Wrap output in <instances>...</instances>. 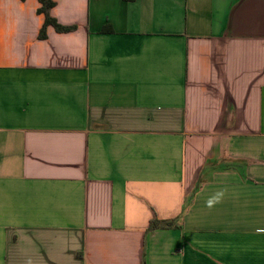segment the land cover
<instances>
[{
    "label": "crops",
    "instance_id": "obj_1",
    "mask_svg": "<svg viewBox=\"0 0 264 264\" xmlns=\"http://www.w3.org/2000/svg\"><path fill=\"white\" fill-rule=\"evenodd\" d=\"M54 1L0 0V264H264V0Z\"/></svg>",
    "mask_w": 264,
    "mask_h": 264
},
{
    "label": "trees",
    "instance_id": "obj_2",
    "mask_svg": "<svg viewBox=\"0 0 264 264\" xmlns=\"http://www.w3.org/2000/svg\"><path fill=\"white\" fill-rule=\"evenodd\" d=\"M41 6L38 9V13L44 15V24L40 31V37L45 38L47 36V28L53 26L58 32H70L75 30L76 26H67L61 24L55 17L51 15V9L55 6L54 0H38ZM133 1V0H127ZM174 226L173 220H152L150 222L149 230L157 228H167Z\"/></svg>",
    "mask_w": 264,
    "mask_h": 264
}]
</instances>
